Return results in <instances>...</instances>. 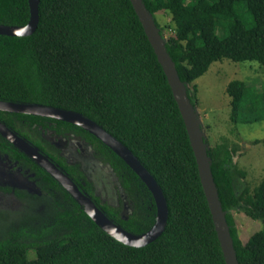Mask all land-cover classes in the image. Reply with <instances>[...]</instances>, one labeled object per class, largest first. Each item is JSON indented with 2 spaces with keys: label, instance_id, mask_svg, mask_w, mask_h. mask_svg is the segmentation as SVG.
Listing matches in <instances>:
<instances>
[{
  "label": "trees",
  "instance_id": "obj_1",
  "mask_svg": "<svg viewBox=\"0 0 264 264\" xmlns=\"http://www.w3.org/2000/svg\"><path fill=\"white\" fill-rule=\"evenodd\" d=\"M142 1L194 107V82L212 63L227 59L264 67V0ZM158 13L169 21L159 26ZM29 15L28 0H0V25L24 26ZM217 28L225 31L223 37ZM225 92L231 124L264 121V90L254 92L245 82L232 80ZM0 101L72 111L93 121L152 175L168 211L157 239L143 247L125 245L33 164L60 204L34 197L47 202L49 210L39 215L25 210V219L10 212L11 222L0 226V264H225L183 119L130 0H39L33 34L0 35ZM0 121L40 150L42 144L22 129V121L29 129H45L52 121L57 128L80 132L100 161L109 164L132 206L124 213L121 203L109 206L87 191L95 204L127 232L142 234L154 224L156 207L145 184L95 136L71 123L31 114L0 110ZM207 127L201 126L204 142L238 263L264 264V178L251 186L234 160L242 146L223 136L209 142ZM257 144L264 147V137L253 141ZM1 152L31 161L0 136ZM234 212L261 223L245 242L238 236ZM25 221L29 225L22 226Z\"/></svg>",
  "mask_w": 264,
  "mask_h": 264
},
{
  "label": "water",
  "instance_id": "obj_2",
  "mask_svg": "<svg viewBox=\"0 0 264 264\" xmlns=\"http://www.w3.org/2000/svg\"><path fill=\"white\" fill-rule=\"evenodd\" d=\"M38 2L39 0H28L30 15L26 25H0V35L23 37L33 34L38 23ZM130 2L143 27L147 39L154 50L157 60L162 66L172 95L183 119L195 157L201 187L211 214L224 262L225 264H239L230 235L229 226L225 219V213L222 210L219 200L218 190L212 176L210 167L211 159L207 154L208 147L204 142L205 133L201 128L202 123L197 113V109L190 103L186 92V85L179 79L174 62L171 60L166 50L165 40L161 37L159 30L156 27L151 14L146 9L143 1L130 0ZM0 110L31 114L65 121L79 126L83 130L95 136L99 141L113 151L138 176L153 197L156 207L155 221L154 224L142 234L136 235L127 232L118 224H115L88 195L81 192L75 183L56 166H54L44 155H42L36 147L17 136L16 133L0 122V136L6 139L15 148L21 150L24 154L36 162V164L40 165V167L45 169L52 177H54L56 181H58L59 184L72 196V198L81 207H83L87 216L109 236L132 247H143L159 237L164 229L168 215L164 195L152 175L142 166L139 160L126 146L108 134L103 128L98 126L93 121L72 111L40 106L37 104H18L3 101H0ZM108 169V172H111L110 168ZM102 180L104 179H101V181ZM116 182L120 187L117 179ZM113 205H117V202H113ZM130 211L131 208L122 210L124 213H129Z\"/></svg>",
  "mask_w": 264,
  "mask_h": 264
},
{
  "label": "rangeland",
  "instance_id": "obj_3",
  "mask_svg": "<svg viewBox=\"0 0 264 264\" xmlns=\"http://www.w3.org/2000/svg\"><path fill=\"white\" fill-rule=\"evenodd\" d=\"M155 19L158 25L162 26L167 23L170 18L158 13L155 14ZM164 33L168 34V32ZM216 34L219 35V37H223L225 31L217 28ZM232 80H241L246 83L248 88H251L254 92L260 93V91L264 90V67L259 66L255 62L246 61L236 63L227 59L212 63L207 72L194 82L197 87L198 100L196 109L204 128L208 126L206 135L209 142L213 143L219 136H223L230 142L242 146V153L240 152L234 160L240 168L246 171V180L253 186L264 178V147L260 144L253 145L254 140L264 137V121L252 125L243 123L235 125L230 123L229 97L225 90L227 84ZM94 165L95 173H93L92 170ZM94 165L89 167V173L87 174L88 180L91 179L90 182L95 180L98 183L94 194L101 203L113 204L114 200L111 197L117 195L119 198L121 189L114 177L110 176V172L108 173V167L102 163L99 167L96 163ZM1 168L3 169V166H1ZM101 179L104 180L101 181ZM1 180L2 177L0 176V181ZM108 180L112 184V188L107 182ZM10 198L12 197L9 193L0 190V226L3 225V222H11L9 220L11 217L10 212L14 213V218H16V214L19 213V215L25 219V215L22 213L25 212V210H30V212H33L35 215L42 214L44 211L42 208L43 206H36L35 209L29 206L26 207L24 201H22V203L25 205V208L19 209L17 202L15 205H10L11 201H8L11 200ZM234 222L238 236L243 242L247 241L248 237L253 232L261 228V223L259 221L251 220L239 212H234ZM11 225H13V223L10 224L9 227ZM25 225L29 224L26 222L22 226ZM28 257L33 258L34 253L29 252Z\"/></svg>",
  "mask_w": 264,
  "mask_h": 264
},
{
  "label": "flooded vegetation",
  "instance_id": "obj_4",
  "mask_svg": "<svg viewBox=\"0 0 264 264\" xmlns=\"http://www.w3.org/2000/svg\"><path fill=\"white\" fill-rule=\"evenodd\" d=\"M22 123L25 126L22 129L25 132H29L31 138L37 137V140L40 141L44 150H40L39 147L34 146L25 138L20 137L18 134L16 135L29 142L32 146L36 147L42 155H44L54 166H56L62 173L67 175L71 180L75 177V180L72 181L81 192L88 195L90 198L91 196L87 193V191L92 192L93 196H95L94 192L97 189L96 186L98 185V183L95 180L91 182V179L88 180L87 174L89 173V167L91 165H94L95 163L98 167L101 165V163L108 168H110V166L109 164L100 161V159L97 157L98 155L95 149L86 139L81 136L80 132L73 129H65L62 127L57 128L56 123L48 121V127H46L45 129H42L40 126L35 129V125H32L30 129H35L36 132L33 133L29 129V123L23 121ZM17 150L21 151L19 149ZM29 159L31 160L30 162L17 155L13 156L12 153L11 155H8L5 152L0 153V176L2 177V180L0 181V190L11 195V200H8L11 201L10 205H15L17 202V205H19V209L25 208L24 204H26V207H33L34 209L36 206H43V212H46L47 210H49L47 202H43L40 200L36 201L34 197L38 199H44L48 197L52 200V203L56 205L60 204V202L57 200L58 197L57 194L54 193L55 191H52V188L46 184L42 174H38L37 170H35L33 164L36 165V162H34L31 158ZM1 166H3V169L1 168ZM36 166L39 165L37 164ZM92 170L93 173H95V165L92 167ZM110 171L111 172L108 173L116 180V174L113 173L111 168ZM45 172L48 173L46 170ZM69 172H71L72 178L69 176ZM78 173H80V175H83L84 177L80 176ZM107 182L112 188V184L110 183V181L108 180ZM119 188H121L122 190L121 192H119L120 199L117 195L115 197H111L113 198L114 203L117 202V205H108L118 207L121 203L123 207L122 210H127L132 206L131 202L123 192L122 187L120 186ZM53 194L56 195V198H53ZM30 199H32L33 203H31ZM22 201H24V204L22 203ZM25 223L26 221L24 222V224Z\"/></svg>",
  "mask_w": 264,
  "mask_h": 264
}]
</instances>
